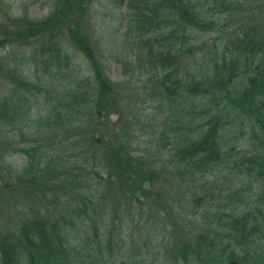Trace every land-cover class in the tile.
Wrapping results in <instances>:
<instances>
[{"label":"trees","instance_id":"trees-1","mask_svg":"<svg viewBox=\"0 0 264 264\" xmlns=\"http://www.w3.org/2000/svg\"><path fill=\"white\" fill-rule=\"evenodd\" d=\"M94 1L0 12V264H264V0H128L126 88Z\"/></svg>","mask_w":264,"mask_h":264},{"label":"rangeland","instance_id":"rangeland-1","mask_svg":"<svg viewBox=\"0 0 264 264\" xmlns=\"http://www.w3.org/2000/svg\"><path fill=\"white\" fill-rule=\"evenodd\" d=\"M56 1L57 0H0V12H7L8 15L5 16L10 17L27 15L29 18L42 19L50 13ZM128 11V0H124L123 3L117 0H95L90 6V23L93 29V39L97 42L101 58L103 57V60L106 62L111 79L118 83L121 82L122 88H126V85L122 84L125 78L119 76L124 71V67L118 62L117 57L127 54L130 55L131 52H138L133 37L126 35ZM68 44L69 55L75 68L80 70L82 76L89 77L90 74L88 73V61L86 57L82 52L75 49L70 42H68ZM33 47L34 45H29V47L8 45L4 48L2 54L11 57L17 53L20 54V50H22V52L29 55L33 51ZM25 63L26 62H23L22 64V70L28 77L32 78V75L34 76V68ZM127 85L132 86L131 83ZM148 136L149 134L146 136L139 135V137L134 140V144L139 147V149H143L144 146L150 142ZM147 146L150 150L149 143ZM162 157L167 159V152H165ZM25 161L26 158L21 154L15 153L7 157V162L18 169L24 165ZM170 178L174 179L172 176ZM177 181L178 179L176 182ZM25 209H27V207L24 206L23 203L20 204L12 201L8 204L0 205V225L10 222L12 226H14L18 221V219L15 220V217L23 213ZM194 218L197 219V214L196 217H192V219ZM166 240L172 243L170 238L167 237Z\"/></svg>","mask_w":264,"mask_h":264}]
</instances>
